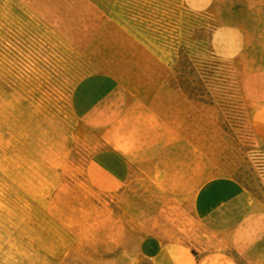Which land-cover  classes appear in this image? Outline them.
<instances>
[{
	"label": "rangeland",
	"instance_id": "374dc122",
	"mask_svg": "<svg viewBox=\"0 0 264 264\" xmlns=\"http://www.w3.org/2000/svg\"><path fill=\"white\" fill-rule=\"evenodd\" d=\"M259 35L264 0H0V264L231 252L194 199L226 176L264 211ZM88 83L117 89L82 118Z\"/></svg>",
	"mask_w": 264,
	"mask_h": 264
},
{
	"label": "crops",
	"instance_id": "0c3cea01",
	"mask_svg": "<svg viewBox=\"0 0 264 264\" xmlns=\"http://www.w3.org/2000/svg\"><path fill=\"white\" fill-rule=\"evenodd\" d=\"M244 56L249 67L245 95L250 101L263 102L264 35L246 43ZM98 85L84 87L83 101L78 104L82 118H88L117 89L108 86L102 93ZM194 210L211 232L229 234L232 251L197 253L180 243H160L149 252L152 264H240L238 258L248 264H264V211L252 209L249 195L236 180L220 176L206 181L195 194Z\"/></svg>",
	"mask_w": 264,
	"mask_h": 264
}]
</instances>
